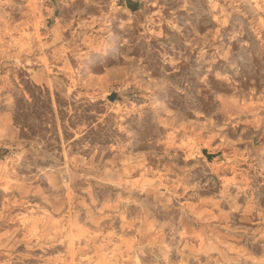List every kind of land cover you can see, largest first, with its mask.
Here are the masks:
<instances>
[{
	"label": "rangeland",
	"instance_id": "rangeland-1",
	"mask_svg": "<svg viewBox=\"0 0 264 264\" xmlns=\"http://www.w3.org/2000/svg\"><path fill=\"white\" fill-rule=\"evenodd\" d=\"M0 264H264V0H0Z\"/></svg>",
	"mask_w": 264,
	"mask_h": 264
}]
</instances>
